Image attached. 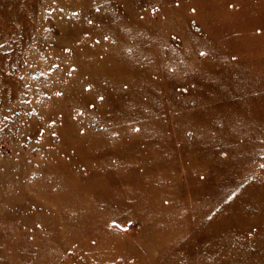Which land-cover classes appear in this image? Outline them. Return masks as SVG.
Segmentation results:
<instances>
[{"label": "rangeland", "instance_id": "obj_1", "mask_svg": "<svg viewBox=\"0 0 264 264\" xmlns=\"http://www.w3.org/2000/svg\"><path fill=\"white\" fill-rule=\"evenodd\" d=\"M0 264H264V0H0Z\"/></svg>", "mask_w": 264, "mask_h": 264}, {"label": "bare ground", "instance_id": "obj_2", "mask_svg": "<svg viewBox=\"0 0 264 264\" xmlns=\"http://www.w3.org/2000/svg\"><path fill=\"white\" fill-rule=\"evenodd\" d=\"M131 35H132V33H131ZM133 100H134V99H133ZM133 100H132V101H133ZM121 107H122V106H121ZM120 110H121V108H120ZM123 114H125V113H123ZM66 118H67V117H66ZM114 118H115V117H114ZM118 118H119V117H118ZM110 122H111V121H110ZM98 123H99V122H98Z\"/></svg>", "mask_w": 264, "mask_h": 264}]
</instances>
